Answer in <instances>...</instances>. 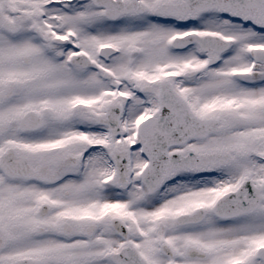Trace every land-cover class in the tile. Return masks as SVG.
<instances>
[{
    "label": "snow or ice",
    "instance_id": "6c2138e0",
    "mask_svg": "<svg viewBox=\"0 0 264 264\" xmlns=\"http://www.w3.org/2000/svg\"><path fill=\"white\" fill-rule=\"evenodd\" d=\"M0 264H264V0H0Z\"/></svg>",
    "mask_w": 264,
    "mask_h": 264
}]
</instances>
